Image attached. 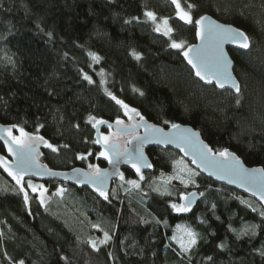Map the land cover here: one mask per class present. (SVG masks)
I'll return each mask as SVG.
<instances>
[{"label": "trees", "instance_id": "obj_1", "mask_svg": "<svg viewBox=\"0 0 264 264\" xmlns=\"http://www.w3.org/2000/svg\"><path fill=\"white\" fill-rule=\"evenodd\" d=\"M179 1L194 5L188 8L193 23L176 15L172 0H0V123L54 145L57 151L40 148V160L50 168L103 167L102 156L94 159L100 148L88 117L124 118L107 89L148 121L191 125L213 152L227 149L245 165L264 168V0ZM147 11L156 21L168 19L170 36L154 29ZM203 14L248 37L247 50H230L238 92L200 83L183 60ZM173 40L184 41L185 49L172 48ZM156 153L159 170L152 160V169L140 173L147 178L139 188L118 177L140 174L122 170L107 200L96 191L47 180L66 187L61 196L42 205L22 182L26 203L24 192L0 169V264H264V207L203 176L178 152ZM180 158L196 173L199 193L188 212L171 207L178 186L161 192L159 183ZM93 224L111 236L99 250L89 243L101 232ZM183 229L198 234L187 252L173 239Z\"/></svg>", "mask_w": 264, "mask_h": 264}, {"label": "snow or ice", "instance_id": "obj_2", "mask_svg": "<svg viewBox=\"0 0 264 264\" xmlns=\"http://www.w3.org/2000/svg\"><path fill=\"white\" fill-rule=\"evenodd\" d=\"M172 3L176 5L177 13L176 15L187 23H193L191 14L189 11H185L179 0H172ZM189 9L193 8L194 5L189 4L187 6ZM145 16H147L154 23L156 22V15L151 11L145 12ZM207 21V24H205ZM195 23L200 26L197 31V36L201 37V39L206 40V45L203 47L197 46H189L186 50L183 51V56L187 59V62L192 66L195 70L196 76L200 77L202 80H207V82L211 83L212 80H215L217 85L221 88L225 86L226 83L231 82L232 87L236 88L237 92L239 91V86L232 79L231 74L229 72L230 61L227 56L223 52L222 44L225 40L231 41L233 43L239 44L241 48H248V37L241 30L233 28L231 26L220 25L214 21H212L207 16H201L199 20H196ZM163 28L160 24H157L156 31H163L164 35L170 36L173 32V29L168 24V19H162ZM51 35V33H49ZM172 48L175 49H184V42H177L175 40L172 41ZM93 60L98 62L100 57L95 53H90ZM132 55L136 58H140V54L133 51ZM84 78L88 80L89 83H92V79L86 73ZM104 81H101L103 83ZM107 94L114 100L118 105H120L125 112V115L129 116V119L133 118V115L140 117V122L135 125H125L124 122L117 118L115 121V125L118 128L117 133H109L108 135L99 134L98 138L93 141L96 144H102L104 147V151L99 153V156L104 157L109 160V163H112V155L115 154L118 158L121 156L127 157V162L132 164V167L135 169L136 173H141V167H152L150 163L147 162L146 157L143 155L142 147L143 144L148 142L150 137H156L163 133V130L158 128L156 125L148 124L145 121L143 116H140V113L135 108H130L129 105L124 103L123 100L117 99L115 95L111 92H108L105 89ZM143 95V93H141ZM89 121L93 122L92 126L94 128H98V125L106 124L109 129L112 128V124H109L108 121L103 119H97L94 116L88 117ZM143 126L145 128L144 136H133L131 140L127 141L126 144H133L135 142L134 147L129 149L127 146L121 147L119 141V135L124 132H129L135 130V128ZM17 127L15 125L9 127L0 128V140H3L5 145L7 146V150L12 154L14 159L9 161L7 157L0 156V167H2L9 176H11L18 185H21L20 191L24 192V200L27 203L29 200L28 194L24 191V187L22 185V180L24 175L29 172H33L37 175H43L46 169V166L39 164L38 155L36 151V145L39 143H44L46 147L51 148L53 151H57V148L50 144L48 141L44 140L42 136H33L30 133L24 131L23 128L19 129L20 135L15 136L12 134V129ZM172 129L177 130V134L173 135L170 139L160 140L159 142H167V143H176L177 146H181L183 144H193V138H195V143L202 147L197 149V152L194 155L199 156V162L205 168H219L223 172L227 173L229 177H235V179H230L229 182H239L241 187H244L246 184L249 185V190L253 191V195H259L260 199L264 201V168L259 169H246L243 167L240 158L236 156L234 153L228 152L225 149L222 152L213 154L212 149L208 148L207 145H203L202 141L198 139V133L193 132L191 129L181 128L178 124H172ZM64 147H67L65 145ZM187 154V153H186ZM217 157H226V161H218ZM78 159H85L84 155H79ZM193 163H197L196 159H193ZM182 163V161H181ZM89 169L94 170L90 173H84L85 179L78 180L79 183H91L96 190L99 192L100 196L104 197L105 200L108 199V194L105 190H103V185L105 181V177L107 175V170H102L96 165L89 164ZM50 172L51 170H47ZM74 172H80L82 170L74 169ZM190 175H196L195 172H190ZM179 178V177H175ZM120 179L123 181L124 176L121 173ZM140 179L143 180L144 177L140 174ZM183 183L184 181L181 180ZM127 183L132 185L134 188H139L140 184L136 180H128ZM259 184V190H253L251 185ZM28 187L32 189L33 192L39 191L40 193V203L45 204L46 199L44 197V193L47 191L43 189V186L33 185L31 180L28 181ZM63 189L58 190V194H62ZM189 196H194V193L188 194ZM200 195H203L201 193ZM182 200H187L188 197L181 196ZM241 203H247L244 200H241ZM192 201L188 200L187 204H176L173 203L171 205L172 209L175 212H188L191 210ZM251 207V205H249ZM252 211H257L256 208H253ZM260 215L264 217V210L260 211ZM159 223V221H157ZM166 223V222H165ZM93 228L100 229L103 231V239L90 240L89 243L96 250L98 249V244L103 245L107 244L111 239V236L107 231H104L99 224H93ZM179 227V226H178ZM254 227V226H253ZM198 234L192 231L191 229H183V235L179 238L180 247L184 252L189 251L196 243H197ZM173 239H177V237H173ZM222 247V246H221ZM264 255V252L261 253ZM211 260V257H208ZM19 264H24V261H19Z\"/></svg>", "mask_w": 264, "mask_h": 264}, {"label": "water", "instance_id": "obj_3", "mask_svg": "<svg viewBox=\"0 0 264 264\" xmlns=\"http://www.w3.org/2000/svg\"><path fill=\"white\" fill-rule=\"evenodd\" d=\"M202 16H207L212 21H214V22H216V23H218L220 25L231 26L233 28L239 29V28H237V27H235V26H233L231 24H227V23L221 22V21L215 19L213 16H211L209 14H203ZM200 17L197 20H199ZM205 24H207V21H205ZM199 28H200V26L195 24V41L192 44H190L189 46L203 47V46L206 45V43H207L206 40H203V39H201V37L197 36V31L199 30ZM222 48H223L224 54L227 56L228 60L230 61L229 72L231 74V77L236 82V84L239 86V80H238V78H237V76L235 75V72H234V61H233V58H232V56L230 54V50L245 51V50H247V48H241L239 46V44L233 43V42L228 41V40H225V42L222 44ZM183 60H184L185 64L187 65V67L192 71L193 77L197 81H199L200 83H202L204 85H214L219 90H228V91L233 92V93L237 92L236 88L232 87L231 82L226 83L225 86L223 88H221V87H219L217 85L215 80H212L211 83L207 82V80H202L200 77L196 76L195 70L187 62V59L184 56H183ZM123 112H124V109H123ZM119 119H121L124 122V124L128 125V126L135 125L138 122L141 123V124L143 123V122H140V117L139 116L133 115V118L129 119V116L125 115V112H124V118H119ZM127 119L130 120V123L127 122ZM106 121H108L109 124H112V128L110 130H113L115 133H117L118 132V128L115 125V121L116 120H114V121L106 120ZM145 121L148 124L156 125L158 128L163 130V133L160 134L159 136L150 137L149 141L144 143L143 147H142L143 155H144V157H146L147 162L150 163L152 165V167H153L152 159L146 153V149L147 148L171 149L173 151L178 152L185 160L190 162V165L195 170H197L200 174H202L203 176L211 179L213 182H216V183L225 185L227 187L233 188V189L237 190L238 192H240L242 194H245L246 196H248L250 198H253L257 202H259L262 205V207H264V201H262L260 199L259 195H253V191L249 190V185L246 184L244 187H241V185H240V183L238 181L230 183L229 180L230 179H235V177H229L227 175V173L223 172L219 168H212V167L205 168L203 165H201L200 162H199V156L198 155H194V153H196L197 149L202 147V146L197 145L195 143V138H193V141H194L193 144H191V145L183 144V145H181L179 147L177 146L176 143H167V142H163L162 143V142H159L160 140L170 139L173 135L177 134V130L176 129H172L171 125H169V126H161L159 124H154V123L148 121L146 118H145ZM176 124L180 125L182 129L183 128H187V129H191L195 133H198L199 141H202L203 145H207L208 146L206 141L203 140L199 130L195 129L194 127H192L191 125H188V124H182V123H176ZM9 126H12V125H3V124L0 123V128L9 127ZM17 128L18 127H14L12 129V131L16 130ZM103 129H109V128H108V126L106 124L98 125V128H94L93 127L94 139L95 140L98 138V135L101 134V131ZM32 135L33 136H38V135H34V134H32ZM120 135H123V136L131 135V138L133 136H137V135L144 136L145 135V128L143 126H139V127L135 128V130H132V131H129V132H124V133H122ZM131 138L129 140H131ZM0 144L3 146V150H4V153L0 152V156H5V157H7V159L9 161H12L14 159V157L12 156L11 153L8 152L7 146L5 145L4 141L0 140ZM134 144H135V142H133V144H127L126 146L129 149H132L134 147ZM44 145H45L44 143H39V144L36 145V151H37V153H39L38 162H39V164L46 166V169L43 170L44 174L43 175H37V174H34L33 172H29L28 174L24 175L23 178H31V179H36V180H40V181L55 180V181H58V182H61V183L71 184V185H73L75 187H82V188H86V189H88L90 191L98 192L96 190V187L93 186V184L86 183V182L85 183H79L78 182V180L85 179L84 173H90V172H92V169L87 170L86 168L77 166V167H73V168H70V169L61 170V169L50 168L45 163H43L40 160V157H41L40 148H41V146H44ZM96 145L98 146V148H100V151H104L105 150L102 144H96ZM123 147H125V146H123ZM208 148H210V147L208 146ZM213 154H216V153L213 152ZM103 159L105 160V165L103 167H100V169L107 170V175L105 177V181H104V185H103V190H105L106 192L109 190L110 185L118 177L119 173L122 170H128V171L133 172L134 174H138V173H136L135 169L132 167V164L127 162V159H128L127 157L121 156V157L118 158L115 154H113L112 155V161H113L112 163H109V160L105 159L104 157H103ZM193 159H196L197 163H193L192 162ZM217 159H218V161H226L227 158L226 157H217ZM240 161L242 162L241 159H240ZM242 165L246 169H259V168H261V167H255V166L254 167L253 166H247L243 162H242ZM152 167L149 168V167H143L142 166L141 167V173L150 171L152 169ZM0 169L4 172V174H6L8 177H10L12 180H14L11 176L8 175V173L2 167H0ZM74 169H79V170H82V171L74 172L73 171ZM47 170H51V171L48 172ZM14 182L16 183L15 180H14ZM22 182H23V180H22ZM17 186L19 188H21V185L17 184ZM251 187L253 188V190H257L258 191L260 186H259V184H255V185H251ZM24 191H25V189H24ZM190 193H194L195 195L194 196H189L188 194H190ZM188 194L185 195L186 197H188V199L187 200H182V204H187L188 200H191L192 201L191 207H192V206H194L196 204L197 200L199 199V193L197 191H192V192H189Z\"/></svg>", "mask_w": 264, "mask_h": 264}, {"label": "rangeland", "instance_id": "obj_4", "mask_svg": "<svg viewBox=\"0 0 264 264\" xmlns=\"http://www.w3.org/2000/svg\"><path fill=\"white\" fill-rule=\"evenodd\" d=\"M179 3H180V1H179ZM180 5L185 11H189L190 14H191V11L188 8L184 7L181 3H180ZM176 13H177V8H176ZM191 17H192V20H193V15L192 14H191ZM182 21H184V20H182ZM152 23H153L154 29H156L157 24H160L161 27L163 28L162 19H161V21H156L155 23L154 22H152ZM161 32H163V31H161ZM177 42H180V41H177ZM185 45L186 44L184 43V49L186 47ZM184 49H179V50H184ZM127 122L130 123V120L127 119ZM166 125H170V123H167ZM110 132L111 133H115L113 130H110V129H106L104 131H101V133L104 134V135H108ZM12 134L15 135V136H19L20 135L19 128H17L16 130H13ZM130 138H131V135H127V136L119 135V141H120L121 147L126 146L127 145L126 142ZM156 151H157L156 148H147L146 149V153L153 160L155 170H159L160 163H159V159L156 156L157 155ZM97 156H99V155L98 154L94 155V159ZM181 161H182V163H181ZM89 164L95 165L94 163H88L86 165V167H85L87 170H89ZM173 164H172L173 166L169 165L170 169H168L167 171L163 172L162 178H160L161 180H159V179L158 180H159V183L162 184L161 192H165V191L167 192V189H169V186L172 187V185H174V186L177 185L178 189H179V192H178L179 193V197H178V200L177 201L174 200L173 203L182 204L181 196L182 195L185 196L187 193L196 190L195 189L196 185L193 183L194 176L190 175V172H193V170L188 165V163L186 161H184L182 158L177 159ZM93 171L94 170H92V172ZM121 173L123 174V172H121ZM142 175L144 177L143 180L140 179V175L136 179H132V178H127L124 174H123L124 180L122 181L120 179V175L118 177V180L123 182V183H127L128 180H136V181L139 182L140 185H142V181L146 180V178H147L146 175H144V174H142ZM175 177H179V178L177 179ZM155 178L156 177H152V178L149 177L147 180L148 181H152ZM29 180H31L33 185L43 186V189L47 190L44 193V197L46 199V203L45 204H47L49 202V200L51 201V200L55 199L56 197H60L61 194H58V190L63 189V192H64L65 188H66L63 185L57 184L58 181L57 182H52L51 181V183L50 182L47 183L45 181H40V180H35V179H30V178L29 179L23 178L24 185L27 188L29 195L35 197L39 201V203H40V193H39V191L33 192L32 189L28 187V181ZM181 180H183L184 182L182 183ZM131 187L134 188L132 185H131ZM165 187H167V189ZM115 195H118V194L115 193ZM45 204H42V205H45ZM182 235H183V232H181V234L178 235V238L175 239L178 242L179 246H180L179 238ZM99 239H103V232L102 231L100 232V234L97 237L94 238V240H97V242H98Z\"/></svg>", "mask_w": 264, "mask_h": 264}, {"label": "flooded vegetation", "instance_id": "obj_5", "mask_svg": "<svg viewBox=\"0 0 264 264\" xmlns=\"http://www.w3.org/2000/svg\"><path fill=\"white\" fill-rule=\"evenodd\" d=\"M103 130H104V129H103ZM103 130H102V131H103Z\"/></svg>", "mask_w": 264, "mask_h": 264}]
</instances>
